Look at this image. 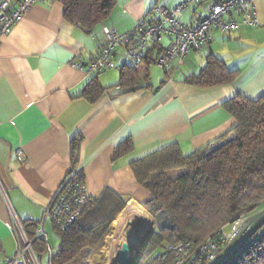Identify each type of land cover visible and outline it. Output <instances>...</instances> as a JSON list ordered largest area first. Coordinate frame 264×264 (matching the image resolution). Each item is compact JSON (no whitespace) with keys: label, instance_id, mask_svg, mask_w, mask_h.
<instances>
[{"label":"crops","instance_id":"0c3cea01","mask_svg":"<svg viewBox=\"0 0 264 264\" xmlns=\"http://www.w3.org/2000/svg\"><path fill=\"white\" fill-rule=\"evenodd\" d=\"M183 1L116 0L103 24L126 32L138 19L149 18L156 5L173 9ZM217 1L193 3L178 18L194 25ZM254 3L258 25L242 24L229 36L213 29L206 49H190L181 61H171L163 77L153 76L152 63V86L130 92L118 86L120 68L132 63L121 54L111 69L86 70L100 50L102 24L86 32L64 18L59 1L32 6L0 46V181L7 193L6 200L0 190V264L16 252L9 207L25 223L38 226L74 168H81L90 197L109 189L128 199L126 207L133 202L143 213L151 192L136 180L130 161L174 143L189 154L235 126L223 102L237 94L250 99L264 94V0ZM161 43L166 45L164 38ZM209 55L237 71V78L211 87L186 84L185 78L199 74ZM94 77L106 90L90 101L85 89ZM77 136L82 140L74 161L71 143ZM128 140L132 149L116 156ZM19 150L23 160L17 158ZM45 230L49 240L51 230L57 233L51 222Z\"/></svg>","mask_w":264,"mask_h":264},{"label":"trees","instance_id":"16d2710c","mask_svg":"<svg viewBox=\"0 0 264 264\" xmlns=\"http://www.w3.org/2000/svg\"><path fill=\"white\" fill-rule=\"evenodd\" d=\"M58 1L64 6V18L78 23L86 32L107 25L103 23L116 5V0ZM163 46L154 44L140 64L123 65L118 86L125 88V92L151 87L150 66L156 64ZM237 75L219 58L209 55L201 72L187 76L184 82L211 87L232 83ZM105 90L94 77L87 84L85 95L95 101ZM222 105L236 124L216 142L189 154L174 143L130 161L136 180L151 192L150 200L143 206L157 222L138 264H169L171 257L163 256L168 244L181 240L201 242L239 215L248 216L264 207V94L257 99L237 94ZM81 140L80 136L72 140L74 161ZM131 149L128 140L117 148L116 156ZM80 173L83 178L82 170ZM127 202L109 189L90 197L74 224L57 230L58 248L44 264H68L91 258L104 246L111 224ZM161 214L165 217L160 221ZM25 224L34 233L37 224ZM36 247L43 252L42 243L37 241ZM158 249L163 251L158 253ZM229 264H264V224Z\"/></svg>","mask_w":264,"mask_h":264},{"label":"built area","instance_id":"2783aa9c","mask_svg":"<svg viewBox=\"0 0 264 264\" xmlns=\"http://www.w3.org/2000/svg\"><path fill=\"white\" fill-rule=\"evenodd\" d=\"M56 1L58 0H0V46L2 39L12 32L15 25L33 5L50 4ZM200 1L185 0L173 9L156 5L151 10L149 18L138 19L136 25L126 32H119L112 26L104 25L100 50L88 63L87 72L98 74L113 68L118 54L132 63L140 64L144 61L149 47L156 43L161 45V40L167 37L169 42L163 46V51L156 58V65L166 71L171 61H181L190 49H206L211 41L213 29L223 36H229L242 24L258 25L254 0L214 2L206 7L205 16L191 26L178 18L180 12ZM17 158L23 160L21 150ZM80 170L81 168L77 167L68 173L46 206L43 219L34 233L28 230L25 222L11 206L9 207L14 222L16 252L6 257L3 264H44L45 255L50 260L52 259L54 249L45 230L46 222H51L60 231L70 228L82 215L90 199ZM0 190L7 200V193L1 181ZM244 217L246 215L242 214L236 218L243 219ZM227 225L232 226L233 224L230 221L223 225L216 235H210L201 242L181 240L170 243L164 249L163 256L171 257L169 264H209L230 240V232L224 230ZM37 241L43 244V252L37 250Z\"/></svg>","mask_w":264,"mask_h":264},{"label":"rangeland","instance_id":"374dc122","mask_svg":"<svg viewBox=\"0 0 264 264\" xmlns=\"http://www.w3.org/2000/svg\"><path fill=\"white\" fill-rule=\"evenodd\" d=\"M168 42L169 39L165 37L164 44H167ZM151 73L153 74V76L159 75L160 77H163V69L159 68L156 64L152 66ZM119 214L116 216V219L118 218ZM145 214L147 215L145 216ZM147 216L149 219L147 218ZM129 217L130 222L125 225L123 230L120 231L117 236L113 237V235L115 234L116 226V219L114 220V222L110 226L109 234L105 238L104 246L91 258H88L89 260L86 258L81 261L79 260L78 262H69L68 264H115L114 257L116 255L117 249L123 247L125 244H129L131 246V250L135 251L136 248L139 246L141 238L146 233L145 231L148 230V228L151 229L154 227L155 229L157 222H155V218L149 212L144 211L142 213L140 208L139 210H137L135 209L134 205H132V208L130 209ZM164 217V214H161L159 215L158 220L161 221L162 219H164ZM138 226H142V229ZM224 230L226 232H231L232 226L227 225ZM50 235L51 236L49 241L53 246L54 251H56L59 245L58 235L53 230H51ZM158 250V253L163 251V249ZM47 260L48 256L45 255L43 257V263H45Z\"/></svg>","mask_w":264,"mask_h":264},{"label":"water","instance_id":"95a60500","mask_svg":"<svg viewBox=\"0 0 264 264\" xmlns=\"http://www.w3.org/2000/svg\"><path fill=\"white\" fill-rule=\"evenodd\" d=\"M231 223L233 225L229 234V242L209 264H229L231 262L237 253L264 224V207L244 217L243 219L235 218L231 221ZM149 229L150 228H148V230ZM148 230L145 231L146 233L141 238L139 246L135 251L131 250V246L129 244H125L123 247L117 249L114 257L115 264H138L145 251L154 227L149 231Z\"/></svg>","mask_w":264,"mask_h":264},{"label":"bare ground","instance_id":"6f19581e","mask_svg":"<svg viewBox=\"0 0 264 264\" xmlns=\"http://www.w3.org/2000/svg\"><path fill=\"white\" fill-rule=\"evenodd\" d=\"M132 205L133 202H130L128 206L121 211L118 218L116 219L115 234L114 235L112 234L113 237L117 236V234L123 230L125 225H127V223L130 222L129 213H130V209L132 208Z\"/></svg>","mask_w":264,"mask_h":264}]
</instances>
